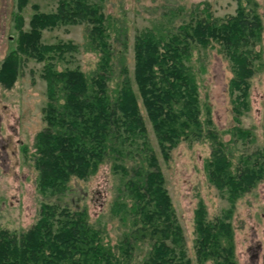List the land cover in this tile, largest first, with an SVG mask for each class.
I'll return each mask as SVG.
<instances>
[{
  "label": "trees",
  "instance_id": "obj_1",
  "mask_svg": "<svg viewBox=\"0 0 264 264\" xmlns=\"http://www.w3.org/2000/svg\"><path fill=\"white\" fill-rule=\"evenodd\" d=\"M26 1L18 0L19 8ZM54 1V12L35 10L27 30L19 12L15 15L16 47L0 64V84L12 88L26 59L43 64L45 127L35 137L32 156L39 192L62 195L72 178L86 179L110 160L114 171L122 174L130 202L122 200L120 209L122 219L129 216L128 229L111 246L84 211L44 203L39 219L27 231L0 229V264H129L145 245L147 252L140 264H191L158 157L149 144L137 93L165 158L181 142L206 141L212 148L207 164L210 182L226 192L231 203L252 190L264 179V147L241 153L234 163L228 144L252 143L254 135L234 127L232 141L221 139L210 107L201 103L192 60L196 49L217 47L229 61L233 73L229 89L239 123L238 116L249 106L251 79L264 63L258 49L263 24L257 3L237 0L236 13L225 19L193 13L189 21L177 26L137 33L133 46L136 93L127 76L110 90L116 56L110 43L113 26L102 3ZM67 25L85 27V47L100 56L92 73L79 67L57 68L77 53L78 45L42 41L44 30ZM120 73H127L124 62ZM195 223L199 264H237L229 223L206 221L202 206Z\"/></svg>",
  "mask_w": 264,
  "mask_h": 264
},
{
  "label": "rangeland",
  "instance_id": "obj_2",
  "mask_svg": "<svg viewBox=\"0 0 264 264\" xmlns=\"http://www.w3.org/2000/svg\"><path fill=\"white\" fill-rule=\"evenodd\" d=\"M102 3L112 27L110 43L114 61L109 83L113 90L127 76L137 93L134 82V39L146 28H165L189 21L193 13H211L225 19L236 13L237 0H95ZM262 19L263 35L258 49L264 62V0H254ZM245 5L246 2H243ZM54 0H27L20 8L18 0H0V64L16 47L18 29L15 15L19 12L22 26L29 29L38 9L51 13L56 9ZM206 9V12H204ZM83 25L59 26L42 32L45 44L73 42L78 51L73 57L59 62L57 68L79 67L85 73L96 70L99 55L85 47ZM124 62L127 73H120ZM193 65L198 73L201 103L211 110L214 128L224 142H230L231 129L251 130L254 141L228 144L233 150L234 163L241 153H253L264 147V63L252 77L248 95V109L238 116L233 112L234 96L229 84L233 77L230 63L217 47L196 49ZM43 64L26 59L21 75L12 88L0 84V229L25 232L39 219L42 204L49 203L84 211L91 226L97 229L106 243L117 245L128 229V219H122V200L128 203L122 184V174L115 172L110 160L102 163L97 172L86 179L72 178L68 189L59 196H45L37 187L38 172L33 165L36 135L45 127L43 109L47 102V84L42 78ZM141 113L147 127L150 146L154 149L165 178L178 221L186 241V253L191 264L197 260L196 212L202 206L206 221L223 220L229 223L233 234L237 264H264V179L252 190L229 202L227 193L220 191L208 179L207 164L212 148L206 141L181 142L165 158L158 146L151 122L137 93ZM26 149V151H25ZM124 202V201H123ZM129 264H140L147 252L141 246ZM212 264V261H207Z\"/></svg>",
  "mask_w": 264,
  "mask_h": 264
}]
</instances>
